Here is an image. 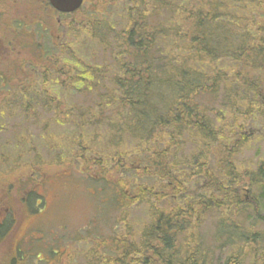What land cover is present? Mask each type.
I'll list each match as a JSON object with an SVG mask.
<instances>
[{
	"label": "rangeland",
	"instance_id": "obj_1",
	"mask_svg": "<svg viewBox=\"0 0 264 264\" xmlns=\"http://www.w3.org/2000/svg\"><path fill=\"white\" fill-rule=\"evenodd\" d=\"M162 1L171 3L173 9L182 7L188 0ZM158 4L156 0H138L137 4L132 0H86L80 15L90 19L100 31L94 34L93 30L92 34V28L83 23L84 27L79 29L84 36L72 48L88 63L109 60L111 48L120 43L129 22L135 19L132 15L147 12L155 23L172 16L169 6L156 10ZM134 5L137 10H133ZM57 15L52 11L50 17L46 16L40 0H0V36H4L0 44V77L7 82H0V264H68L67 258L72 260L71 264L134 263L135 255L126 260L118 251L122 252L125 245L145 251L153 218L151 210L155 208L148 199L135 201L125 209L119 205L124 199L117 192L116 179H111L109 184L100 175L108 179L121 176L132 185L148 186L153 181L146 177L138 179L141 175L134 170L109 172L113 164L109 166L107 162L112 163L111 157L118 155L113 152L130 148L134 141L132 144L127 135L118 136L116 130L112 133L106 125L84 124L89 113L76 115L107 99L110 80L105 82L107 87L99 85L83 93L51 86V94L61 103L52 104L50 109L40 107V90H36V87L40 89V65L50 64L54 38L62 34V25L70 21L68 16ZM22 20L46 23L49 28L40 34L32 32V27L26 28L25 33L13 38L11 34ZM57 20L59 25L53 27ZM227 27L226 32L234 34L235 30ZM59 41L62 43L63 37ZM157 42L166 48L164 37ZM54 53L55 50L53 57ZM61 71L55 67L49 75L55 77ZM201 98L202 105L220 121L224 132L232 129L234 122L247 126L243 131L255 123L256 134L231 157V167L249 172L264 163V116L235 117L227 95L222 92ZM237 107L242 109L243 105ZM228 140V144L235 143ZM77 141L87 152L83 155L76 152L73 157L65 149ZM97 148L104 153L98 157L104 171L101 162L93 166L92 152ZM60 149L63 150L58 152ZM208 149L212 151L207 152L211 166L217 171L228 167V160L221 162L224 155L217 145H208ZM202 150V143L190 134L178 152L181 161L188 160L179 173L189 170L188 158L195 153L204 161L207 157L202 155ZM198 183L190 182L192 187ZM259 187L260 184L252 186L247 179L236 189L229 188L228 192L247 202L238 208L244 209L243 212L232 211L231 205L218 209L215 204L220 197L214 203L196 205L201 217L191 220L193 227L179 234L178 242L184 246L189 241L198 247L199 252L207 255L204 264H227L229 257L236 264H264V196L260 198ZM196 192L204 195L203 189ZM164 207L166 204L159 205ZM190 230H195V235L188 234ZM124 237L126 242L117 245ZM147 253L150 252L144 254Z\"/></svg>",
	"mask_w": 264,
	"mask_h": 264
},
{
	"label": "trees",
	"instance_id": "obj_2",
	"mask_svg": "<svg viewBox=\"0 0 264 264\" xmlns=\"http://www.w3.org/2000/svg\"><path fill=\"white\" fill-rule=\"evenodd\" d=\"M156 1L160 3L156 10L169 6L172 16L155 23L147 12L132 15L135 19L129 22L120 43L111 48V57L100 64L86 62L81 53L77 54L72 48L84 36L79 29L84 27L83 23L92 28V34L93 30L94 34L100 31L90 19L81 17V9L78 10L67 24H63V42L54 38L50 64L40 65V89L36 87V90H40V107L50 109L52 104L61 103L51 94V86L83 93L87 88L92 91L99 85L107 87L105 82L110 80L112 85L107 88L110 92L106 94L107 99L97 101L96 106L76 115L89 113L84 124L106 125L112 133L116 130L118 136L127 135L132 144L134 141L130 148L113 152L118 155L111 157L112 163L107 162L109 166L113 164L109 172L134 170L141 175L138 179L146 177L153 182L148 186L144 183L132 185L121 176L100 177L109 184L116 179L117 192L124 199L119 205L125 209L135 201L148 199L155 208L151 210L153 218L145 251L125 245L122 252L118 251L119 256L130 260L135 255L136 262L130 264H204L207 255L199 252L198 247L189 241L184 246L178 242V235L187 227H193L191 220L201 217L196 205L214 203L220 197L216 201L218 205L215 204L218 209L228 205L233 206L232 211L243 207L247 202L228 190L236 189L247 179L252 186L260 184V198L264 196L263 162L249 172L235 171L231 167V157L256 134L255 123L243 131L247 126L234 122L232 129L224 132L220 121L202 105L201 98L222 92L227 95L235 117L238 114L256 119L264 116V0H188L182 7L174 6L173 9L169 2ZM132 2L137 4L138 0ZM40 6L50 17L52 11L47 0H40ZM133 10H137L136 5ZM227 26L235 30L234 34L226 32ZM30 27L37 34L49 28L46 23L22 20L17 22V31L11 36L15 38ZM3 37L0 36V44L4 42ZM163 37L166 48H161L157 42ZM54 50L55 57L52 56ZM86 53L93 60L92 55ZM55 67L63 71L51 77L49 73ZM72 72L76 75H70ZM0 79L7 83L6 78ZM237 104H242L243 108ZM107 109L109 113H105ZM190 134L202 143L201 152L207 158L203 161L197 153L191 155L188 158L191 167L187 171L185 168L182 174L179 172L188 160L181 161L178 152ZM228 138L235 143L228 144ZM208 145H217L224 155L221 162L224 159L229 162L227 168L217 171L209 164L207 152L212 151ZM65 150L73 157L76 152L80 155L87 152L80 141ZM103 154L99 148L92 152L94 167L99 166L98 157ZM101 165L104 171L103 162ZM190 182L199 183L192 187ZM202 189L204 195H197L196 191ZM160 204L167 207L159 208ZM243 211L238 209V212ZM187 233L195 235V230ZM124 242L125 237L117 245ZM147 250L150 253L144 254ZM66 262L71 264L72 260L67 258ZM229 263L236 264V260L229 257Z\"/></svg>",
	"mask_w": 264,
	"mask_h": 264
},
{
	"label": "water",
	"instance_id": "obj_3",
	"mask_svg": "<svg viewBox=\"0 0 264 264\" xmlns=\"http://www.w3.org/2000/svg\"><path fill=\"white\" fill-rule=\"evenodd\" d=\"M56 9L67 12L78 8L82 0H49Z\"/></svg>",
	"mask_w": 264,
	"mask_h": 264
},
{
	"label": "bare ground",
	"instance_id": "obj_4",
	"mask_svg": "<svg viewBox=\"0 0 264 264\" xmlns=\"http://www.w3.org/2000/svg\"><path fill=\"white\" fill-rule=\"evenodd\" d=\"M93 5V4H92ZM110 6V5H109ZM122 7H123V5H122ZM105 8V7H104ZM156 104V103H155ZM157 105V104H156ZM161 109V108H160ZM165 111V110H164ZM163 115V114H162ZM164 116V115H163ZM157 120V119H156ZM243 175V174H242Z\"/></svg>",
	"mask_w": 264,
	"mask_h": 264
}]
</instances>
